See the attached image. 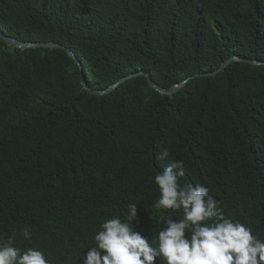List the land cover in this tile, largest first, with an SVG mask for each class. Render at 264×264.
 <instances>
[{"label":"trees","instance_id":"1","mask_svg":"<svg viewBox=\"0 0 264 264\" xmlns=\"http://www.w3.org/2000/svg\"><path fill=\"white\" fill-rule=\"evenodd\" d=\"M0 30L70 48L93 89L138 71L169 88L234 55L264 61V0H0ZM80 74L62 49L0 39V237L82 264L99 224L137 203L134 230L151 240L164 227L154 177L179 160L181 184H203L264 240V65L233 61L170 95L142 75L94 95Z\"/></svg>","mask_w":264,"mask_h":264},{"label":"clouds","instance_id":"2","mask_svg":"<svg viewBox=\"0 0 264 264\" xmlns=\"http://www.w3.org/2000/svg\"><path fill=\"white\" fill-rule=\"evenodd\" d=\"M163 149L159 160H168ZM183 161L171 160L154 177L159 197L154 204L160 212L157 222L164 227L151 240L134 230L137 203L126 212L104 219L96 229L82 264H264V240L253 235L250 225L224 213L220 202L203 184L179 182L185 175ZM164 210V211H161ZM182 211L173 219L172 213ZM167 213V214H165ZM31 243L32 230H22ZM0 264H51L37 247L16 246L15 234L0 237Z\"/></svg>","mask_w":264,"mask_h":264},{"label":"water","instance_id":"3","mask_svg":"<svg viewBox=\"0 0 264 264\" xmlns=\"http://www.w3.org/2000/svg\"><path fill=\"white\" fill-rule=\"evenodd\" d=\"M0 39L3 40L4 43H6L7 45H9L13 48L26 49V48L43 47V48H58V49L64 50L71 58L74 59L76 64L79 66L80 71H81L80 83L82 84L83 88L85 90H87L89 93L94 94V95H105L107 93H110V92L114 91L120 84L124 83L125 81H127V80H129L135 76H139V75L145 76L148 80L149 85L154 90L159 92L160 94L170 95V94L176 92L177 90H179L190 79L197 77V76L215 75V74L219 73L220 71H223L226 68V66L233 61L241 60V61L249 62L251 64L264 65V61L234 55V56H231L230 58L226 59L225 61H223L221 63V65L216 70L205 72V73H196V74L189 76L188 78H186V79H184L178 83L173 84L169 88H163L159 84H157L153 80V78L151 77V74L149 72L138 71V72H133V73H130L128 75L121 77L120 79H118L117 81H115L114 83H112L111 85H109L106 88L93 89L92 87H90V85L87 83V81L85 79V76L83 74V65H82L81 60L75 55V53L70 48L66 47L65 45L57 43V42H53V41H47V42L22 41V40H19L17 38L6 35L1 30H0Z\"/></svg>","mask_w":264,"mask_h":264}]
</instances>
